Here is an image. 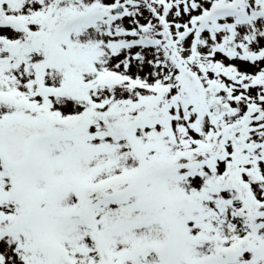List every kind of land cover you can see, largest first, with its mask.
<instances>
[{
    "label": "snow or ice",
    "instance_id": "1",
    "mask_svg": "<svg viewBox=\"0 0 264 264\" xmlns=\"http://www.w3.org/2000/svg\"><path fill=\"white\" fill-rule=\"evenodd\" d=\"M0 264H264V0H0Z\"/></svg>",
    "mask_w": 264,
    "mask_h": 264
}]
</instances>
